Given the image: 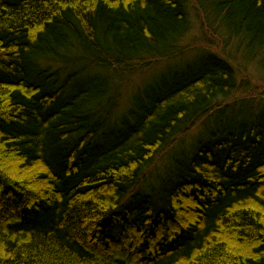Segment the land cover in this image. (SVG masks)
Listing matches in <instances>:
<instances>
[{"label":"trees","instance_id":"obj_1","mask_svg":"<svg viewBox=\"0 0 264 264\" xmlns=\"http://www.w3.org/2000/svg\"><path fill=\"white\" fill-rule=\"evenodd\" d=\"M194 10L218 54L190 58ZM248 63L264 0H0V264H264Z\"/></svg>","mask_w":264,"mask_h":264},{"label":"rangeland","instance_id":"obj_2","mask_svg":"<svg viewBox=\"0 0 264 264\" xmlns=\"http://www.w3.org/2000/svg\"><path fill=\"white\" fill-rule=\"evenodd\" d=\"M194 6V4H193ZM192 30L190 32V35L185 40V45L188 47V53L190 55V58L193 56V54L198 49H205L209 48L210 52L212 51L215 54H218L221 50L220 46H222L221 43L226 42V38L224 37V34L221 33L220 30H216L214 33L211 29H207L208 27H204L205 23L203 22V15L199 10H194V16L192 17ZM195 45V46H194ZM191 46V47H189ZM193 52V54H192ZM187 53V54H188ZM189 57V56H188ZM186 57L185 59H188ZM167 64H160L156 67H154L151 71L146 72L143 76H137L132 81L131 85L129 86L128 90L125 94V99L123 101L124 108L130 105V102L132 100V97L134 94L139 90H142L141 87L146 79H148L152 74H154L155 77L160 76L163 74L166 69H168L171 66L176 65L177 63H168ZM173 70V69H171ZM245 74L246 76L243 77V86H240V88L243 89V91H246V87H256L258 89H261V91H264V69L257 68L254 64L248 63L245 64ZM167 73V72H165ZM164 73V74H165ZM258 79L262 80V82L257 81ZM197 134V132L191 134L190 136H187L186 138L180 139V144L182 145V141L184 140L185 147H188L193 142L194 136ZM168 154L164 153L159 159V163L157 164V167L162 166L165 164V162L168 160ZM164 159V160H162Z\"/></svg>","mask_w":264,"mask_h":264},{"label":"bare ground","instance_id":"obj_3","mask_svg":"<svg viewBox=\"0 0 264 264\" xmlns=\"http://www.w3.org/2000/svg\"><path fill=\"white\" fill-rule=\"evenodd\" d=\"M187 136H190V134H188ZM187 136H186V137H187ZM186 137H183V138H186ZM183 138H182V139H183ZM183 144H184V140L182 141V147H183L184 149H189L192 143H191L190 145H188V147H185V145H183Z\"/></svg>","mask_w":264,"mask_h":264}]
</instances>
